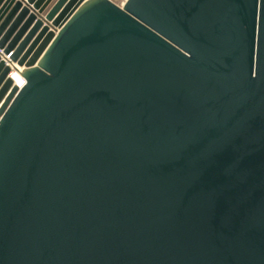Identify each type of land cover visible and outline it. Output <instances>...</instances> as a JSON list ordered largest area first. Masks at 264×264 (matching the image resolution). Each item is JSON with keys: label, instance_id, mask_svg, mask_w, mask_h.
Listing matches in <instances>:
<instances>
[{"label": "water", "instance_id": "water-1", "mask_svg": "<svg viewBox=\"0 0 264 264\" xmlns=\"http://www.w3.org/2000/svg\"><path fill=\"white\" fill-rule=\"evenodd\" d=\"M114 1L0 0V264H264V0Z\"/></svg>", "mask_w": 264, "mask_h": 264}, {"label": "bare ground", "instance_id": "bare-ground-1", "mask_svg": "<svg viewBox=\"0 0 264 264\" xmlns=\"http://www.w3.org/2000/svg\"><path fill=\"white\" fill-rule=\"evenodd\" d=\"M12 76L14 79H16L18 81L22 80L21 74L18 71H16L15 69L12 71Z\"/></svg>", "mask_w": 264, "mask_h": 264}, {"label": "built area", "instance_id": "built-area-1", "mask_svg": "<svg viewBox=\"0 0 264 264\" xmlns=\"http://www.w3.org/2000/svg\"><path fill=\"white\" fill-rule=\"evenodd\" d=\"M10 76L13 78V76H12V72L10 73ZM13 79H14V78H13ZM14 82H15L16 84H18L19 87H22V86L24 85V83H25V79H24V77H22V80H20V81L14 79Z\"/></svg>", "mask_w": 264, "mask_h": 264}, {"label": "rangeland", "instance_id": "rangeland-1", "mask_svg": "<svg viewBox=\"0 0 264 264\" xmlns=\"http://www.w3.org/2000/svg\"><path fill=\"white\" fill-rule=\"evenodd\" d=\"M112 1H114V0H112ZM115 2V1H114ZM116 3V2H115ZM116 4H118V3H116ZM119 5V4H118Z\"/></svg>", "mask_w": 264, "mask_h": 264}]
</instances>
